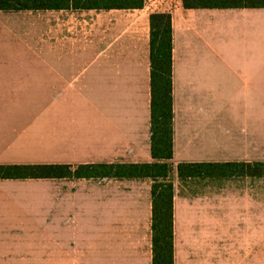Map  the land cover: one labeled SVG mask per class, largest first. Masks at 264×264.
<instances>
[{"label":"crops","instance_id":"1","mask_svg":"<svg viewBox=\"0 0 264 264\" xmlns=\"http://www.w3.org/2000/svg\"><path fill=\"white\" fill-rule=\"evenodd\" d=\"M156 12L171 16L176 172L181 162L264 161V4L0 10V165L53 166L0 178V264H76L94 179L77 178V165L155 161ZM77 95H98V106L77 109ZM130 180L149 181L152 222V179Z\"/></svg>","mask_w":264,"mask_h":264},{"label":"rangeland","instance_id":"2","mask_svg":"<svg viewBox=\"0 0 264 264\" xmlns=\"http://www.w3.org/2000/svg\"><path fill=\"white\" fill-rule=\"evenodd\" d=\"M76 100L77 109L93 112L99 96ZM173 168L174 264H264V177L183 181ZM148 186L143 180L90 181V229L76 240L85 248L76 264H153Z\"/></svg>","mask_w":264,"mask_h":264},{"label":"trees","instance_id":"3","mask_svg":"<svg viewBox=\"0 0 264 264\" xmlns=\"http://www.w3.org/2000/svg\"><path fill=\"white\" fill-rule=\"evenodd\" d=\"M186 7L259 5L264 0H183ZM144 0H0V10L141 8ZM151 149L155 161L77 165V178H150L153 181V264H174L173 98L171 16L151 14ZM51 165H0V178L50 176ZM180 180L196 177H264V161L181 162Z\"/></svg>","mask_w":264,"mask_h":264},{"label":"built area","instance_id":"4","mask_svg":"<svg viewBox=\"0 0 264 264\" xmlns=\"http://www.w3.org/2000/svg\"><path fill=\"white\" fill-rule=\"evenodd\" d=\"M153 1H155V0H144V6L150 7L151 4L153 3Z\"/></svg>","mask_w":264,"mask_h":264}]
</instances>
